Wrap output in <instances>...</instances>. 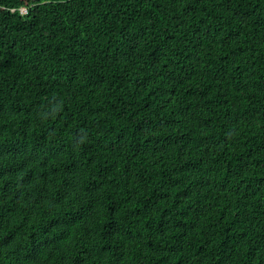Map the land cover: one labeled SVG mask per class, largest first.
I'll use <instances>...</instances> for the list:
<instances>
[{
	"label": "trees",
	"instance_id": "obj_1",
	"mask_svg": "<svg viewBox=\"0 0 264 264\" xmlns=\"http://www.w3.org/2000/svg\"><path fill=\"white\" fill-rule=\"evenodd\" d=\"M0 264H264V0H0Z\"/></svg>",
	"mask_w": 264,
	"mask_h": 264
},
{
	"label": "built area",
	"instance_id": "obj_2",
	"mask_svg": "<svg viewBox=\"0 0 264 264\" xmlns=\"http://www.w3.org/2000/svg\"><path fill=\"white\" fill-rule=\"evenodd\" d=\"M21 13H25V10H24V9H22V10H21Z\"/></svg>",
	"mask_w": 264,
	"mask_h": 264
},
{
	"label": "clouds",
	"instance_id": "obj_3",
	"mask_svg": "<svg viewBox=\"0 0 264 264\" xmlns=\"http://www.w3.org/2000/svg\"><path fill=\"white\" fill-rule=\"evenodd\" d=\"M22 10V9H21ZM21 10H20V12H21ZM25 10V9H24ZM25 12H26V10H25Z\"/></svg>",
	"mask_w": 264,
	"mask_h": 264
}]
</instances>
